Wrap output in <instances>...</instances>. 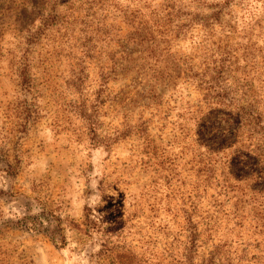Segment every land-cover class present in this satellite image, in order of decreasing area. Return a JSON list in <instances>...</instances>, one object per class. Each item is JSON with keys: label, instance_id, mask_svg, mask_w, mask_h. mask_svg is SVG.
<instances>
[{"label": "rangeland", "instance_id": "1", "mask_svg": "<svg viewBox=\"0 0 264 264\" xmlns=\"http://www.w3.org/2000/svg\"><path fill=\"white\" fill-rule=\"evenodd\" d=\"M177 1L191 20L224 0ZM54 2L0 0V264H264V223L252 207L236 217V199L203 185L193 191L199 178L183 132L200 130L189 120L188 103L202 97L189 68H201L218 45L255 44L262 51L252 73L264 80V0H234L221 15L226 29L193 21L179 30L183 21L174 19L163 56L148 43L130 45L134 60L108 83L111 55L129 46L126 13L167 18L178 8L165 0ZM71 11V36L51 19L32 35L43 18ZM104 85L96 113L108 138L96 145L84 116ZM34 215L40 231L20 223ZM62 235L66 244L56 245Z\"/></svg>", "mask_w": 264, "mask_h": 264}, {"label": "trees", "instance_id": "2", "mask_svg": "<svg viewBox=\"0 0 264 264\" xmlns=\"http://www.w3.org/2000/svg\"><path fill=\"white\" fill-rule=\"evenodd\" d=\"M57 1L55 0L53 8L58 7ZM233 2L234 0H224L221 4H216L218 8H215L216 11L212 15L200 19L198 15L191 20L188 18L190 13L183 12L181 2L177 0H165L163 6L166 8H178L168 12L167 18L154 11L152 13L155 18L144 14L142 10L136 11L138 14L133 10L127 12L126 22L132 30L126 40L129 46H123L122 51H114L111 55L105 80L108 83L112 79L111 76L123 65L121 64L123 61L128 63L134 60L130 55L132 54L130 45L138 44L144 47L145 43H148L152 53L163 56L167 48L162 44L167 43L169 37L173 35L171 25L174 19L183 21L182 25H177L179 30L189 28L193 21H198V24L206 27L210 23H216L226 29L227 27L222 24L221 15ZM92 3L86 2L83 5L88 4V8H92ZM74 12L71 11V15L61 18L58 14L51 15L47 17L48 19L43 18L42 25L38 26L32 35L36 36L39 34L38 30L49 28L51 24L48 25L46 21L51 19L56 23L61 21L65 31L64 37L67 34L71 36L73 22L75 23L72 19ZM97 23L101 24L100 20ZM137 26L136 32L133 33ZM231 32L228 30L226 35H230ZM256 51L262 50L257 49L252 43L225 42L223 45H218L210 55L204 56L201 68L196 69L194 64L190 66L187 77L195 81V87L202 97L198 102L188 103L189 120L195 126H199L200 130L194 133L191 127H186L183 132L186 149L191 157V169L199 178L193 185V191H199L201 185L204 191L217 188L218 197H225L227 200L236 199L233 205L236 217L240 216V212L245 213L246 206H250L256 218L264 223V94L260 86L264 80L252 73L254 70H259ZM262 59L264 63V58ZM83 79L82 76L79 77L80 84L83 83ZM104 91L105 85L96 93L94 113L85 110L86 116H84L96 145L104 144L108 138L98 132L99 114L96 113L101 107ZM232 191L239 192L240 195L230 196L229 193ZM219 206H224V203H220ZM193 210L191 229L195 242L199 240L200 234L198 224L193 218L197 213V207ZM20 223L31 231H40L43 228V222L36 215L25 216ZM53 242L56 245H65L66 238L63 235L60 239L55 236Z\"/></svg>", "mask_w": 264, "mask_h": 264}]
</instances>
